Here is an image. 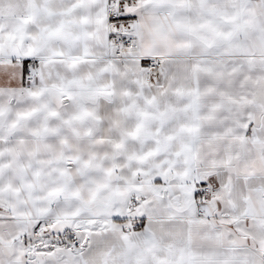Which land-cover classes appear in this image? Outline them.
Instances as JSON below:
<instances>
[{"label": "snow or ice", "instance_id": "1", "mask_svg": "<svg viewBox=\"0 0 264 264\" xmlns=\"http://www.w3.org/2000/svg\"><path fill=\"white\" fill-rule=\"evenodd\" d=\"M0 264H264V0H0Z\"/></svg>", "mask_w": 264, "mask_h": 264}]
</instances>
